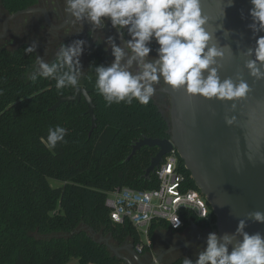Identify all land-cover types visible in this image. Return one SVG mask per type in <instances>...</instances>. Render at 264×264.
<instances>
[{
  "label": "trees",
  "instance_id": "16d2710c",
  "mask_svg": "<svg viewBox=\"0 0 264 264\" xmlns=\"http://www.w3.org/2000/svg\"><path fill=\"white\" fill-rule=\"evenodd\" d=\"M0 2L11 14L37 0ZM27 48L25 43L13 50L0 46V264H116L113 251L92 234H111L119 243L130 239L136 246L143 241L132 223L112 220L106 199L124 186L158 187L155 172L145 176L158 147L143 146L128 157L143 137H169V117L152 99L148 105L135 99L132 104H107L95 87V68L110 66V56L96 43L82 78L95 104L97 127L91 132L84 98L51 109L61 96L74 92L78 75L77 85L65 80L58 89L54 77L35 73L36 54ZM53 63L59 64L57 57L49 65ZM65 71L67 66L58 67L56 75ZM57 125L67 132L49 150L48 130ZM179 162L187 185L199 190L180 156ZM181 213L185 226L209 224L191 211ZM211 220L215 225L213 210ZM158 225L171 228L166 221H154L150 239ZM183 262L179 258L166 264Z\"/></svg>",
  "mask_w": 264,
  "mask_h": 264
},
{
  "label": "clouds",
  "instance_id": "9594fccd",
  "mask_svg": "<svg viewBox=\"0 0 264 264\" xmlns=\"http://www.w3.org/2000/svg\"><path fill=\"white\" fill-rule=\"evenodd\" d=\"M66 4L67 12L79 21L90 22L93 30L105 28V21L115 29V35L104 38L106 45L111 47L113 62L110 66L101 64L95 68V87L108 105L132 104L133 99L148 105L156 91L154 84L161 78L173 88L183 86L188 93L209 99L244 98L251 90L243 79L238 83L231 78L221 81L217 67H212L217 63L216 57L224 56L225 49L208 46L213 34L206 30L208 18L202 12L201 0H66ZM233 4L234 0H228L226 6ZM250 4L248 28L255 35L264 32V0H250ZM241 15L243 17V12ZM153 39L159 45L158 58L148 59ZM84 43L76 40L72 44H62L57 55L59 64L49 65L37 56L41 75L54 77L58 89L63 87L65 80L72 86L77 85ZM260 44H264V36L259 37ZM34 48L35 44L26 51L33 52ZM227 51L230 54V49ZM125 57L126 62L122 64ZM258 59L264 61V56ZM134 64L138 69L135 73L130 70ZM65 66L67 71L57 76V68ZM246 67L250 75L264 78V71L255 61H247ZM203 70H207V76ZM32 79L35 80V76ZM225 119L228 124L233 122L232 118ZM66 132L67 129L59 125L55 130H48L46 146L49 150L58 140L64 141ZM248 217L264 222L261 211L250 212ZM245 223V219L239 220L236 233L243 238L230 253L228 245L235 235L225 234L218 238L216 232H209L207 246L199 253L195 264H264V238L259 233L249 235L245 232ZM173 225L179 226L178 218ZM183 264H193V261L186 258Z\"/></svg>",
  "mask_w": 264,
  "mask_h": 264
},
{
  "label": "water",
  "instance_id": "95a60500",
  "mask_svg": "<svg viewBox=\"0 0 264 264\" xmlns=\"http://www.w3.org/2000/svg\"><path fill=\"white\" fill-rule=\"evenodd\" d=\"M227 2L201 0L202 12L208 18L206 30L213 34L208 46L225 49L224 56L216 57L217 63L212 67H217L221 81L228 78L236 83L239 79L245 80L250 92L244 98L233 100L209 99L190 94L183 86L173 88L165 83L162 90L171 97L170 136L141 138L134 144L128 160L143 146L158 147L157 154L152 157L145 172V176L149 177L159 167L164 156L175 150L217 217L218 238L225 234L235 235L233 242L228 245L230 253L243 238L236 233L240 219L246 221L245 232L249 235L259 233L264 238V222L248 217L250 212H264V78L257 79L250 75L246 67L247 61H255L264 71V61L258 59L264 56V44L258 45V39L264 36V32L254 35L248 28L251 23L248 15V9L252 7L250 0H234L231 7L226 6ZM36 10L44 12L46 21L54 29L66 26L73 18L66 11L65 20L55 25L46 9L30 7L8 15L5 33L8 31V21ZM227 49H230V54ZM250 49L252 51L249 54ZM203 71L207 76V70ZM82 97L88 104L92 132L97 127L95 104L85 85H78L75 93L61 96L51 109L55 110L65 102L80 101ZM226 117L232 118L233 122L226 123ZM203 239L207 240V237L191 241ZM174 248H167L159 257ZM120 249H128V245L117 247L115 251L118 253ZM118 254L119 259L134 264L127 256ZM136 259L143 264L138 256Z\"/></svg>",
  "mask_w": 264,
  "mask_h": 264
},
{
  "label": "flooded vegetation",
  "instance_id": "af4514ba",
  "mask_svg": "<svg viewBox=\"0 0 264 264\" xmlns=\"http://www.w3.org/2000/svg\"><path fill=\"white\" fill-rule=\"evenodd\" d=\"M66 0H37V3L32 6L33 8H43L46 9L50 15V18L52 22L55 25L61 24L65 20L66 16ZM7 12V11H6ZM25 14H30L32 16L31 18V27L36 28V33H35V38H39L38 34L40 33V22L39 18H42L44 20V25L45 29L43 30V36L45 37V49H44V54L47 56L49 53H52L54 47H61L62 44L68 45L74 43L76 40H83L85 43L83 45V56L85 57L87 64H88V52L89 50L96 44L100 43L103 47L106 48V41L104 38H106L109 35H115V29L111 27L110 22L105 21L106 27L103 29H96L93 30L92 25L88 21H79L75 19L74 17L72 18V21L68 23L66 26L59 28V29H54L51 27V25L48 24L46 21L45 14L42 10H36L30 13H25ZM3 19L2 21V16H0V39L5 38L10 30V24L20 16L18 15L14 19L8 21L7 26H8V31L5 33L4 27H5V21L6 18ZM2 25V28H1ZM26 23H22L20 21L15 22L14 26V32L15 33H20L23 31ZM42 32V30H41ZM59 32H61L59 34ZM127 38V37H126ZM53 39V40H52ZM117 42L119 43V40L117 39ZM150 48L151 52L148 57V59H156L158 58V48L159 45L158 43L153 39L150 43ZM59 47V49H60ZM110 56V65L113 62L114 57L111 54V47L107 46L106 50ZM55 51H53L54 53ZM36 54V53H35ZM58 53L49 61L46 63L49 64L54 58H56ZM37 58V54H36ZM127 57H125V60H123L121 63L124 64L126 62ZM133 73L138 71L136 68L135 64L133 67L130 69ZM87 72V66L85 68V74ZM83 76V77H84ZM81 85V84H78ZM77 85V86H78ZM84 85V84H83ZM165 85V82L163 81V78L160 79L159 83L154 84L155 88V94L151 98L155 103H157L161 109V102L168 103L169 101L171 102V97L168 93L164 92L162 90L163 86ZM76 86V87H77ZM75 93V90L74 92ZM83 98V97H82ZM209 234V230L207 227L202 226L200 224H194L192 228H189V230L185 234H181L178 236V238L175 239V241L171 244V246L175 247L173 250L170 252H167L166 254L170 253V256H174L175 251L178 252L177 257H173L172 261H175L179 258L182 259H191L195 258L196 256L198 257L199 253L203 251L206 246H207V240H196V241H191L196 238H206ZM191 241L190 243H188ZM128 245V249H123L122 251L124 252L123 255L127 256L128 258L131 259V261L134 264H141L140 262L137 261L136 256H138L141 259V262L143 264H163V258L159 257L161 253L164 251H160L159 253H156L155 250H138L137 246L135 245L133 240L127 239L123 243H119L118 241L115 240L114 245L113 244H108L113 251V254L116 256L118 259L116 264H130L127 263L126 261L119 259V254L115 251V246H121V245ZM113 245V246H112ZM169 246V247H171ZM180 246V247H177ZM168 247V248H169ZM166 250V249H165ZM120 253V252H119ZM165 254V255H166Z\"/></svg>",
  "mask_w": 264,
  "mask_h": 264
},
{
  "label": "built area",
  "instance_id": "2783aa9c",
  "mask_svg": "<svg viewBox=\"0 0 264 264\" xmlns=\"http://www.w3.org/2000/svg\"><path fill=\"white\" fill-rule=\"evenodd\" d=\"M155 173L158 187L135 189L124 186L110 191L106 199L114 222L123 224L129 221L138 229L141 237L146 236V241L137 245L138 250L151 247L149 232L154 221H166L173 230L186 227L181 213L183 211H191L198 218L208 221L205 227L218 235L216 223L214 225L211 220L210 204L200 190L187 185V177L180 169L179 156L175 150L164 156ZM177 218L178 227L173 225Z\"/></svg>",
  "mask_w": 264,
  "mask_h": 264
},
{
  "label": "rangeland",
  "instance_id": "374dc122",
  "mask_svg": "<svg viewBox=\"0 0 264 264\" xmlns=\"http://www.w3.org/2000/svg\"><path fill=\"white\" fill-rule=\"evenodd\" d=\"M0 16H2V21L3 19H5V17L7 16V12L4 9V7L2 6L1 2H0ZM31 18L32 16H30V14H22L20 15L16 21H20L23 24L26 23L24 29L22 32L20 33H15L14 32V26H15V22L13 21L10 24V30L8 35L5 38H1L0 39V46L9 49V50H13L15 49L18 45H20L21 43H25L27 44L28 47L32 46L33 44H35V48L33 50V52H35L37 54V56L43 60V62H47L49 60H51L58 52H59V47H54L52 48L53 51H55L53 53H49L47 56L44 54V49H45V37L43 36V30L45 29V25H44V20L42 18H39V22L41 25L40 28V33L38 34V36H40L39 38H35V33H36V28L35 27H31ZM2 28V25H1ZM42 30V32H41ZM61 32H59L60 34ZM53 40V39H52ZM80 69H79V74H78V78H79V84H83L82 78L85 74V68L87 66V61L85 59V57L82 55L80 56ZM41 69L39 68V64L37 61V68L35 70V73H40ZM170 107H171V102L169 101L168 103H164L161 102V110L165 113V115L167 117H169L170 115ZM53 185H57V181L55 180H51ZM94 236L95 239H97L98 241H104L106 244H113L115 243V239L113 238V236L111 234H101V233H93L92 234ZM142 239L144 241H146V236L143 235ZM168 239L163 238V237H155L154 240H152V238L150 239L151 243H152V247L153 249L155 248V252L159 253L160 251H162V248L164 247V243L167 241ZM112 245V246H113ZM178 252L175 251L174 256H170V253L166 254L163 258V264L166 263H170V261H172L173 257H177ZM197 259V256L195 258H191L190 260L195 261Z\"/></svg>",
  "mask_w": 264,
  "mask_h": 264
},
{
  "label": "crops",
  "instance_id": "0c3cea01",
  "mask_svg": "<svg viewBox=\"0 0 264 264\" xmlns=\"http://www.w3.org/2000/svg\"><path fill=\"white\" fill-rule=\"evenodd\" d=\"M194 224L195 223H190L188 226H186V227H184V228H182V229H180V230H173V229H171V228H166V227H163V226H157L156 228H155V230H154V235H153V238H152V240H154L155 239V237H163V238H166V239H168L164 244V247L162 248V250H165V249H167L169 246H171V244L175 241V239L176 238H178V236L179 235H181V234H185L188 230H189V228H192L193 226H194ZM107 245H108V243H107ZM122 246H124V244L123 245H121V247ZM117 247H120V245L118 246H115V248H117ZM155 249V248H154ZM153 249V247H152V243H151V247H148L146 250H150V251H152V250H154ZM120 252V254H124V252L120 249L119 251H118V253ZM163 256H165V254L163 255Z\"/></svg>",
  "mask_w": 264,
  "mask_h": 264
}]
</instances>
